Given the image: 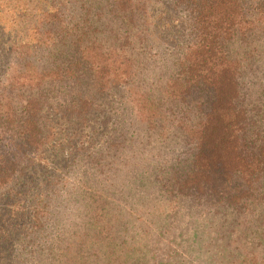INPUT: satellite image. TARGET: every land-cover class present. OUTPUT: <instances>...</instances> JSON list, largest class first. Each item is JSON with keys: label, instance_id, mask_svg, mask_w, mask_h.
Masks as SVG:
<instances>
[{"label": "trees", "instance_id": "1", "mask_svg": "<svg viewBox=\"0 0 264 264\" xmlns=\"http://www.w3.org/2000/svg\"><path fill=\"white\" fill-rule=\"evenodd\" d=\"M18 1L48 9L3 53L0 108L33 157L0 150V264H264V0L0 7ZM164 2L185 31L165 48ZM71 168L98 175L77 226L58 219Z\"/></svg>", "mask_w": 264, "mask_h": 264}, {"label": "rangeland", "instance_id": "2", "mask_svg": "<svg viewBox=\"0 0 264 264\" xmlns=\"http://www.w3.org/2000/svg\"><path fill=\"white\" fill-rule=\"evenodd\" d=\"M166 7L168 5L165 2L163 5L156 3L154 6L155 11H158L163 19L161 28L158 30L159 38H161L158 40L161 41L156 42V44L159 43L164 48L171 47L174 42L181 43L185 37L184 28H180L179 26V21H181L180 17L178 18L176 13H173ZM47 9L48 6L46 3L42 4L41 7L35 5V11L43 12ZM35 11L33 10V5L28 4L26 1L9 2L8 4H4L3 8L0 7V32H5L4 37L0 36L2 38V44L0 46V78L5 73L8 63V60L4 59L3 53H5L7 47H10V42L13 39L12 35L15 34L10 26L16 28L21 26L25 28L36 18ZM181 25L183 26V24ZM144 76L148 80L143 90L147 88L149 82L154 84L159 74H144ZM66 86L67 92L71 97L91 98L95 93V85L82 75L71 77L68 83H66ZM253 89L258 90V86H253ZM7 122L3 109L0 108V150L2 155L19 163H26L29 158L33 157V153L13 136L11 131L13 128L8 126ZM97 183V174L87 169L71 168L63 179L58 219L62 222L77 226L82 193L85 190H95ZM222 189L225 194H229L235 189V186L226 184L222 186Z\"/></svg>", "mask_w": 264, "mask_h": 264}]
</instances>
